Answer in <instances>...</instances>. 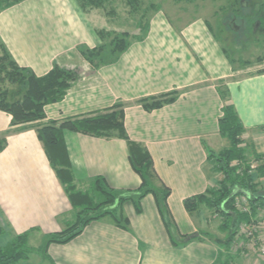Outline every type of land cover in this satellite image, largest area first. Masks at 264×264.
I'll return each instance as SVG.
<instances>
[{"label": "crops", "instance_id": "1", "mask_svg": "<svg viewBox=\"0 0 264 264\" xmlns=\"http://www.w3.org/2000/svg\"><path fill=\"white\" fill-rule=\"evenodd\" d=\"M147 19L144 38L131 41L115 62L96 70L76 47L94 48L101 43L96 30L117 29L96 10L83 11L76 0H22L0 10V40L18 66L38 77L54 63L80 71L60 101L44 106L45 117L36 124L123 103L126 133L149 153L169 189L167 205L184 238L177 246L170 242L154 197L147 194L140 213L131 201L122 204L129 230L105 217L90 222L67 243L45 247L48 235L69 226L75 212L34 128L7 133L11 116L0 110V138H6L0 150V246L24 232L28 242L36 237L42 243L18 264H264L243 237L235 235L225 243L227 232L212 209L201 205L190 214L183 205L186 198L218 185L220 174L209 152L231 146L219 132L220 87L227 89L242 125L240 147L247 148V162L264 157V60L255 71L239 74L203 16L178 21L155 8ZM160 95L174 99L152 110L139 102ZM63 141L77 189L87 190L96 177L114 190L140 185L124 139L65 130ZM256 162L250 176L264 198V160ZM259 206L249 217L264 215V206ZM214 216L219 219L212 228Z\"/></svg>", "mask_w": 264, "mask_h": 264}, {"label": "trees", "instance_id": "2", "mask_svg": "<svg viewBox=\"0 0 264 264\" xmlns=\"http://www.w3.org/2000/svg\"><path fill=\"white\" fill-rule=\"evenodd\" d=\"M20 1L22 0H0V10ZM76 1L85 12L96 9L105 11L108 9L107 6H111L112 8L106 13L114 15L113 4L117 0ZM121 1L130 8L129 12L134 16V22L139 32L133 34L127 30H96L101 41L98 46L94 48L76 47V52L89 63L92 70L115 62L128 48L131 41L142 40L148 31L147 13L154 8V5L145 4L142 0ZM79 77V69L61 67L57 63L53 64L48 73L38 77L30 69L18 66L0 40V83L8 84V87L0 88V110L11 116L10 129L7 133L34 128L50 165L75 212L74 221L63 230L50 233L44 246L51 243L65 244L78 236L90 222L105 217H108L116 226L129 230V221L122 213V204L131 201L135 211L140 213L142 210L140 201L147 194L154 197L157 211L170 242L177 246L184 235L178 233V228L167 205L170 191L156 174L149 153L128 137L124 127L123 103L117 102L107 109L67 118L58 123L51 121L47 125L36 124L45 117L44 106L60 101ZM219 91L223 100L219 132L229 138L231 146L217 153L209 152V157L214 162V170L221 174L218 185L208 189L206 193L186 198L183 205L190 214L197 211L201 205L212 209L213 214L220 216V229L227 232L225 243H229L236 235L238 225L249 220V215L239 213L235 209L234 199L240 194L228 199L231 192L234 189H240L248 193V196H243L248 202L250 213L260 207L259 205L264 206V198L259 195L256 183L247 173L248 151L247 148L240 147L243 142L241 138L243 128L233 104L229 100L227 89L220 87ZM173 99V95H160L142 98L139 102L146 110H152ZM65 130L94 137L124 139L128 147L129 163L140 177L141 182L138 188L114 190L103 178L96 177L87 190L77 189L64 146L63 132ZM5 143L6 138L2 136L0 150L5 146ZM253 158L254 161L264 160L263 156ZM234 161H239L240 165L231 166ZM29 254L28 232H24L15 235L8 244L0 246V264H18L27 259Z\"/></svg>", "mask_w": 264, "mask_h": 264}, {"label": "rangeland", "instance_id": "3", "mask_svg": "<svg viewBox=\"0 0 264 264\" xmlns=\"http://www.w3.org/2000/svg\"><path fill=\"white\" fill-rule=\"evenodd\" d=\"M142 2L153 4L156 9L165 10L168 16L178 21L199 15L206 18L239 74L255 71L262 65L264 0H142ZM107 8L105 11L102 9L96 11L108 17L117 31L128 30L133 34L139 32L134 16L130 14V8L124 2L117 0L113 4L114 15H108L106 12L112 7ZM154 9H150L147 16ZM6 86L8 87L6 82L0 83V88ZM215 219L219 218L214 216L212 228L216 223ZM39 244L42 245L39 238H31L28 242L30 253L37 249Z\"/></svg>", "mask_w": 264, "mask_h": 264}, {"label": "built area", "instance_id": "4", "mask_svg": "<svg viewBox=\"0 0 264 264\" xmlns=\"http://www.w3.org/2000/svg\"><path fill=\"white\" fill-rule=\"evenodd\" d=\"M239 161L232 162L231 166H239ZM257 169V162H248L247 173L252 175ZM235 209L239 213L250 214L248 202L243 195L236 196L234 199ZM236 235L248 240V244L252 249H255L258 257L264 260V215L259 218L249 217L248 221H243L238 225ZM240 244H234L237 247Z\"/></svg>", "mask_w": 264, "mask_h": 264}, {"label": "water", "instance_id": "5", "mask_svg": "<svg viewBox=\"0 0 264 264\" xmlns=\"http://www.w3.org/2000/svg\"><path fill=\"white\" fill-rule=\"evenodd\" d=\"M237 194L244 195V196H248V193H247L246 191H243V190H240V189H234V190L231 192V194L229 195L228 199H230V198L236 196ZM222 206H223V205H222ZM197 235H198V233H195V234H193V235H189V236L186 237V239H190V238L195 237V236H197Z\"/></svg>", "mask_w": 264, "mask_h": 264}]
</instances>
